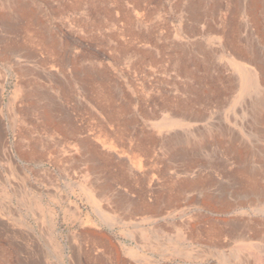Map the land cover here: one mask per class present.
Listing matches in <instances>:
<instances>
[{
	"label": "rangeland",
	"instance_id": "rangeland-1",
	"mask_svg": "<svg viewBox=\"0 0 264 264\" xmlns=\"http://www.w3.org/2000/svg\"><path fill=\"white\" fill-rule=\"evenodd\" d=\"M250 1L0 0V264H264Z\"/></svg>",
	"mask_w": 264,
	"mask_h": 264
},
{
	"label": "crops",
	"instance_id": "crops-1",
	"mask_svg": "<svg viewBox=\"0 0 264 264\" xmlns=\"http://www.w3.org/2000/svg\"><path fill=\"white\" fill-rule=\"evenodd\" d=\"M250 4H252L251 6H250ZM258 0H251L250 1V3H249V9L251 10V11H253V10H257V8H258ZM27 21H28V19H27ZM247 25H248V23H247ZM25 30L26 31H24L23 32V34H25V35H28L29 34V30H30V26H29V23H27L26 25H25ZM234 43H235V40H233V46H234ZM242 48H238V47H236V52L238 53V54H243L242 55V57L245 59V60H247V61H250V62H254L255 64H257V65H259V60L258 59H260V57L263 55V49H261V51L259 50V49H257V51L259 52V53H255V51L253 50V48L251 47V46H249L248 44L245 46V45H243V46H241ZM247 49H246V48ZM238 49V50H237ZM17 51H15V53L16 52H20L21 51V55H19V54H13L12 55V57H13V60H18V61H21V62H23L24 60H25V54L26 55H28V51H29V46H28V44H21V46H20V48L19 49H16ZM25 53V54H24ZM256 54V55H255ZM262 54V55H261ZM40 61H41V57H40V55L37 57V63L38 64H40ZM19 66V65H18ZM17 66V67H18ZM22 67H24V64L22 63V64H20V66H19V68H22ZM17 69V68H16ZM21 70V72H20V74L22 73V75L25 77V76H29V70L28 69H20ZM249 71V70H248ZM260 71H262V70H259V72L258 73H260ZM256 72H257V70H256ZM245 73H247V70H246V72ZM244 82L246 83V82H250V80H248V81H245L244 80ZM36 89H33V90H31V93H35L36 91H35ZM37 92H41V90L40 89H37ZM39 96H40V94H39ZM41 96L44 98L45 97V94L44 93H42L41 94ZM46 108V107H45ZM47 108H53V107H49V105H48V107ZM57 110H60V109H58V107H57V105H56V109H54V110H45L44 111V113H42V119H43V121H44V123H46V126L47 127H49V128H54V129H59L60 128V130H62V123H63V120H61V118H59V116H58V113H57ZM53 111V112H52ZM52 118V119H51ZM56 118V119H55ZM51 119V120H50ZM46 120V121H45ZM52 120H54V121H52ZM62 122V123H61ZM66 123H67V127H66V131H65V135H70V136H72V135H74V133H75V131H74V129L72 130V128L69 126V124H70V120L68 119V118H66ZM52 124V125H51ZM61 125V126H60ZM58 127V128H57ZM15 197L17 198V201H18V203L21 205V206H23V207H25L26 208V210L28 211V212H30V204H28L27 202H26V198H25V196H23V195H15ZM19 198H25V203H23L22 201L20 202V199ZM41 210V206L40 205H38V207H37V209H36V211L37 212H39ZM44 236V235H43Z\"/></svg>",
	"mask_w": 264,
	"mask_h": 264
},
{
	"label": "bare ground",
	"instance_id": "bare-ground-1",
	"mask_svg": "<svg viewBox=\"0 0 264 264\" xmlns=\"http://www.w3.org/2000/svg\"><path fill=\"white\" fill-rule=\"evenodd\" d=\"M252 4H250V6H251ZM241 32V31H240ZM232 42H233V40H232ZM247 43V42H246ZM246 46V45H245ZM246 48V47H245ZM247 49V48H246ZM238 50V49H237ZM256 55V54H255ZM259 60V70H263L264 71V61H262L261 60V58L260 59H258ZM259 73H257V75H258ZM252 77H255L253 80H250V83L251 84H253V85H257V83L259 82V80H258V78H257V76L256 75H252ZM264 89V88H263ZM264 98V97H263ZM263 100V99H262ZM52 119V118H51ZM50 119V120H51ZM56 119V118H55ZM46 121V120H45ZM52 121H54V120H52ZM62 123V122H61ZM63 124V123H62ZM52 125V124H51ZM61 126V125H60ZM58 128V127H57ZM60 129V128H59ZM56 131V130H55Z\"/></svg>",
	"mask_w": 264,
	"mask_h": 264
}]
</instances>
